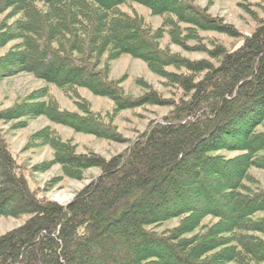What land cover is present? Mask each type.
Wrapping results in <instances>:
<instances>
[{"label": "trees", "instance_id": "16d2710c", "mask_svg": "<svg viewBox=\"0 0 264 264\" xmlns=\"http://www.w3.org/2000/svg\"><path fill=\"white\" fill-rule=\"evenodd\" d=\"M130 4L163 17L174 40L181 23L239 36L184 0L0 1V14L17 17L0 25V48L17 41L0 58V81L26 73L69 98L85 89L109 99L113 113L171 108L108 161L76 154L42 130L36 139L54 150L65 176L101 171L65 206L30 189L0 133V216H28L0 235V264H264V188L249 174L264 170V23L234 51H208L214 64L188 61L160 47L163 27L121 11ZM124 55L164 75L181 95L165 100L146 84L142 96L125 94L109 77L111 62ZM167 67L180 71L165 74ZM31 94L44 100L4 110L0 121L44 116L117 141L87 105L77 103L80 116L60 111L46 87Z\"/></svg>", "mask_w": 264, "mask_h": 264}, {"label": "rangeland", "instance_id": "374dc122", "mask_svg": "<svg viewBox=\"0 0 264 264\" xmlns=\"http://www.w3.org/2000/svg\"><path fill=\"white\" fill-rule=\"evenodd\" d=\"M1 1V0H0ZM206 13L219 19L239 33L238 37H232L219 31H202L187 24L178 25L177 38L171 39L168 27H163V17L153 16L150 12L137 4L121 6L120 9L129 15L140 16L145 24L153 30L161 29L163 37L160 47L173 54L179 55L188 61H210L208 51L216 47H222L226 52L237 49L245 36L250 35L259 25L264 23V0H184ZM8 11L0 14L2 22L10 24L17 17L7 20ZM189 28V32L187 31ZM17 41H11L0 48V58L9 52ZM165 74L176 73L173 67H167ZM110 79L120 81L125 94L139 97L145 93L143 84L159 93L163 99H177L181 92L170 87L166 83L164 75L150 71L146 64L130 56H121L110 64ZM47 88L50 96L58 105L60 111L74 113L82 116L79 104L88 106L91 113L100 120L107 122L118 134L117 141L97 138L90 134L79 133L73 129L52 123L47 117H22L14 121H0V133L6 141L11 155L18 166L24 171V176L31 190H36L39 195L59 205H67L74 196L85 186L98 177L101 171L98 168H90L82 172L80 178L67 177L58 163H54V150L48 145L41 144L36 137L42 130L48 129L58 137L61 143L73 148L76 154H97L104 160L124 153L129 144L138 135L143 133L152 121H157L166 115L170 107L144 106L130 110L112 112V102L105 98L94 96L85 89L77 90V97H66L61 91L52 85H46L43 81L34 78L30 74L21 73L0 81V112L14 107L21 102L36 103L44 99H31L34 91ZM42 133V132H41ZM227 158H234L240 152H220ZM249 174L261 188H264V170L252 168ZM28 216L12 218L0 216V235L22 225ZM208 221V219L206 220ZM175 221L167 226L172 227Z\"/></svg>", "mask_w": 264, "mask_h": 264}]
</instances>
